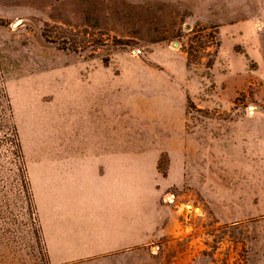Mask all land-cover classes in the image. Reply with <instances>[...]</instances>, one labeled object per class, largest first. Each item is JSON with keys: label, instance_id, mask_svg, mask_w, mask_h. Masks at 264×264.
I'll list each match as a JSON object with an SVG mask.
<instances>
[{"label": "rangeland", "instance_id": "obj_1", "mask_svg": "<svg viewBox=\"0 0 264 264\" xmlns=\"http://www.w3.org/2000/svg\"><path fill=\"white\" fill-rule=\"evenodd\" d=\"M168 83L189 92L179 126ZM98 84L122 95L124 147L160 149L172 180L149 189L170 225L139 264H264V0H0V264H50L33 167Z\"/></svg>", "mask_w": 264, "mask_h": 264}, {"label": "crops", "instance_id": "obj_2", "mask_svg": "<svg viewBox=\"0 0 264 264\" xmlns=\"http://www.w3.org/2000/svg\"><path fill=\"white\" fill-rule=\"evenodd\" d=\"M85 88L78 91L81 99L74 94L68 105L72 146L59 147L61 138L53 135L58 145L50 149L51 158L33 167L35 183L43 190L37 193L36 205L47 257L50 264H139V248L169 232L163 206L148 194L156 183L160 191L171 183L170 173L157 177L160 149L124 147L123 102L117 86ZM188 94L167 84L164 101L177 126L171 99L178 96L184 109ZM161 135L168 140L182 137L173 129Z\"/></svg>", "mask_w": 264, "mask_h": 264}, {"label": "water", "instance_id": "obj_3", "mask_svg": "<svg viewBox=\"0 0 264 264\" xmlns=\"http://www.w3.org/2000/svg\"><path fill=\"white\" fill-rule=\"evenodd\" d=\"M22 21H27V18L18 19L12 25L15 26V25H17L18 23H20ZM173 45L176 46V45H178V43L177 42H173ZM249 111L250 112L261 111L262 113H264V109L260 108V107H257V106H249Z\"/></svg>", "mask_w": 264, "mask_h": 264}]
</instances>
